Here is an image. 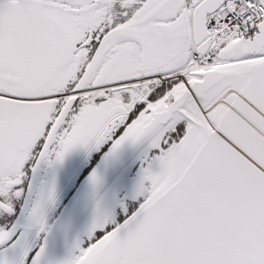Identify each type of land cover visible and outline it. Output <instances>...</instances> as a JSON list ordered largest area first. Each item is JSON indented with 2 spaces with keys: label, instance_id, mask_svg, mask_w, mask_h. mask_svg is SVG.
I'll return each instance as SVG.
<instances>
[{
  "label": "snow or ice",
  "instance_id": "snow-or-ice-1",
  "mask_svg": "<svg viewBox=\"0 0 264 264\" xmlns=\"http://www.w3.org/2000/svg\"><path fill=\"white\" fill-rule=\"evenodd\" d=\"M0 264H264V0H0Z\"/></svg>",
  "mask_w": 264,
  "mask_h": 264
},
{
  "label": "water",
  "instance_id": "water-1",
  "mask_svg": "<svg viewBox=\"0 0 264 264\" xmlns=\"http://www.w3.org/2000/svg\"><path fill=\"white\" fill-rule=\"evenodd\" d=\"M71 159V158H70ZM79 162H75L73 164L74 168L78 166ZM71 166V161H69L64 170L61 171L59 176V182L60 187L65 193L64 195V201L61 207L64 205L69 204V201L73 197V193L76 191V188L69 185L68 178L71 175L72 172H68L67 169ZM135 166L133 165V158L131 155H126L123 162L109 174V183L111 184L113 181H115L118 177L124 179L125 181H128L130 179V175L134 171ZM135 173V172H134ZM79 185H77L78 187ZM73 189V190H72ZM71 192V193H70Z\"/></svg>",
  "mask_w": 264,
  "mask_h": 264
},
{
  "label": "flooded vegetation",
  "instance_id": "flooded-vegetation-1",
  "mask_svg": "<svg viewBox=\"0 0 264 264\" xmlns=\"http://www.w3.org/2000/svg\"><path fill=\"white\" fill-rule=\"evenodd\" d=\"M69 161H71V166L67 169V171L68 172H73V170L75 169L74 168V166H73V164L75 163V162H79V158L78 157H73V158H71V159H69ZM68 161V162H69ZM70 185V184H69ZM77 185H78V183H77ZM74 188V187H73ZM73 190V189H72ZM71 193V192H70Z\"/></svg>",
  "mask_w": 264,
  "mask_h": 264
},
{
  "label": "trees",
  "instance_id": "trees-1",
  "mask_svg": "<svg viewBox=\"0 0 264 264\" xmlns=\"http://www.w3.org/2000/svg\"><path fill=\"white\" fill-rule=\"evenodd\" d=\"M134 172H135V171H133L132 174L130 175V179H131V177L134 175ZM130 179H129V180H130Z\"/></svg>",
  "mask_w": 264,
  "mask_h": 264
},
{
  "label": "rangeland",
  "instance_id": "rangeland-1",
  "mask_svg": "<svg viewBox=\"0 0 264 264\" xmlns=\"http://www.w3.org/2000/svg\"><path fill=\"white\" fill-rule=\"evenodd\" d=\"M136 169H134V171H135Z\"/></svg>",
  "mask_w": 264,
  "mask_h": 264
}]
</instances>
